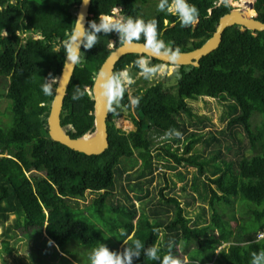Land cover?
I'll list each match as a JSON object with an SVG mask.
<instances>
[{
    "label": "trees",
    "instance_id": "trees-1",
    "mask_svg": "<svg viewBox=\"0 0 264 264\" xmlns=\"http://www.w3.org/2000/svg\"><path fill=\"white\" fill-rule=\"evenodd\" d=\"M151 1L155 0H91L85 27L88 21L98 23L99 16L117 7L125 18L155 19L158 39L172 51L183 52L199 47L211 36L219 17L232 8L214 5L215 0H187L197 8L198 21L182 28L174 14L157 8L143 11ZM78 3L0 0V76L9 80L5 96L11 101L12 114L8 128L0 125L1 263L9 264L6 256L15 252L14 245L19 242L16 231L24 229L27 237L44 232L45 240L57 245L60 259L71 256L80 264H89L90 250L101 243L108 248L121 245L122 252L127 247L123 241L131 244L137 239L145 247L159 248L162 256L170 253L175 264H250L252 254L264 251V237H257L264 230V31L230 25L218 47L202 56L198 66L175 69V85L164 86L158 81L132 93L125 89L120 106L131 108L129 97H140L133 108L136 117L131 116L134 129L125 132L114 125L116 105H111L106 123L108 147L100 154L88 155L48 136L46 116L55 82L52 95L41 91L45 77L58 74L63 64L65 49L61 45L72 30ZM253 9L255 17L264 22V0H254ZM30 28L42 37L27 35L15 48L19 32ZM97 35L93 48L81 46L80 61L63 99L60 123L71 137L92 129L93 100L85 88L112 48L121 44L116 32ZM109 39H113L112 46ZM140 42H144L143 36ZM138 56L122 55L112 75L126 63L135 81L131 86H137L144 78H136L139 69L134 61ZM159 62L151 58L149 64L157 66ZM77 90L82 95L74 101ZM198 97L225 100L226 126L242 128L238 137L232 131H218L230 139L223 145L231 151L229 159L212 133L209 138L219 147L206 157L193 151L194 144L208 143L202 133L188 131L185 125L196 116L189 100ZM176 132L186 134L185 155L174 152L167 143L160 148L176 164L196 171L190 183L182 185L184 201L174 184L171 194L161 188L156 200L151 197L146 201L143 192L156 177L158 160L163 158L160 152L153 153L161 141L157 136ZM177 174L182 178V173ZM115 184L126 186V202L115 197ZM87 191L95 196L79 208L77 200ZM195 201L200 211L191 218L187 207ZM226 208H230L227 214ZM133 264L159 261H147L142 252Z\"/></svg>",
    "mask_w": 264,
    "mask_h": 264
},
{
    "label": "rangeland",
    "instance_id": "rangeland-1",
    "mask_svg": "<svg viewBox=\"0 0 264 264\" xmlns=\"http://www.w3.org/2000/svg\"><path fill=\"white\" fill-rule=\"evenodd\" d=\"M157 1H151L148 2L143 6V11L145 12H151L153 8H157ZM223 4H229L233 8H241L247 13H251V9L248 7L242 8L239 6V3L241 0H220ZM252 1V0H251ZM108 16L112 18H120L122 17L118 11H113ZM3 31V30H2ZM2 35H5V32H2ZM27 35H31L32 37L41 36L39 31H34L32 28L30 29H23L19 32L18 36V43H24V38ZM24 37V38H23ZM108 44L110 46L113 45V39H109ZM19 44L15 46V48L18 47ZM138 59H145L146 61H150L149 57H145L142 55H139L137 57ZM158 66V65H157ZM177 67H172L171 74H169L168 70L166 69L163 74L157 73L153 77L149 79L140 78L141 80L138 82L137 86H128L126 88L128 93L134 92L136 89L141 87L142 85H149L153 82L162 81L163 85H169L172 86L173 84H176V74L174 73L175 69ZM127 70L129 72L130 68L129 65L126 63H123L122 65L118 66V72L121 70ZM117 72V73H118ZM116 73V74H117ZM57 74H48L45 79L47 82L50 83V87L53 82L56 80ZM140 74L138 73V76L136 78H139ZM55 79V80H53ZM53 80V81H52ZM8 80H5L4 78L0 77V90L2 95L0 96V125L3 126V128H8L11 124L12 120V114H11V101L10 99L6 98L4 95L5 90L7 89ZM91 83H87L86 91L90 90ZM174 87V86H173ZM175 90V88H174ZM190 103L194 106V109L196 111V116L193 118H189L188 122H185L186 128L188 131H196L197 133H202L203 137L206 138L208 143L205 142H198L193 145V151L195 153H200L203 157H206L210 151L213 150L216 146L217 142L216 140H219L222 142V146L219 147L222 154L225 156L226 159H229L231 157V151L225 150L223 145L226 143V141H229L230 139L222 134H218V131L224 130V131H232V133L235 136H239L238 131H243L240 126H232L228 127L226 126L227 120H228V110L226 107V101L222 100L221 98H210V97H198L194 100H189ZM116 115L113 118L114 124L117 128H119L122 131L128 132L131 129H134V124L129 123L128 117H131L134 110L133 108L123 107L120 105H116ZM132 119V118H131ZM187 117L185 116V120ZM209 133H212L215 135V139L213 140L209 138ZM186 134H181L179 136H176L175 133H168V134H162L157 136V140H161L156 144L153 148V153L160 152V154L163 156L162 159L158 160L157 168L155 172V178L149 185V187L145 188L143 193H146L145 200L149 201L152 197V201L156 200L159 196L160 189H162L163 193H170V187L172 184L175 185V191L180 195V200L184 201V190H182V185L185 183H190L192 176L195 174V169L192 167H184L182 165L176 164L174 160L166 155V153L163 151L161 147L162 144L167 143L171 146V149L174 152L180 153L181 155H185L182 151L184 149V138ZM172 138L177 139V141L172 140ZM191 153V152H190ZM168 165H174V167H169ZM178 172L182 173V178L179 177L177 174ZM29 175L30 173L27 172ZM199 176V175H198ZM123 190L127 191L126 186H120L119 184L114 185V195L117 199H121L123 202H126L124 200V194ZM186 192L188 193V188H186ZM132 192H129L131 195ZM95 196L94 192H86L85 196L83 198H80L77 200V204L79 208L84 207L89 201ZM135 206H138V201H133ZM152 202H150L151 204ZM198 201H195L194 204L187 207V212L191 218H193L194 214L198 212ZM232 208V207H230ZM230 208H226L225 214H227L230 211ZM200 211V210H199ZM206 217H208V211H206ZM9 219H13V215L9 216ZM1 229V228H0ZM18 233L19 236V242L18 244L14 245L15 252L13 251L11 255L6 256L9 264H80L77 262L76 259H74L71 256H66V259H60L59 253H58V247L57 245H52L48 241L45 240V234L42 232V234L39 236H35L33 234L32 237H27L26 231L17 230L16 234ZM160 234V233H159ZM1 245V242H0ZM110 251H118L121 252V245L117 247H111L109 248ZM50 255H52L50 257ZM16 262V263H15ZM0 264L1 261H0Z\"/></svg>",
    "mask_w": 264,
    "mask_h": 264
},
{
    "label": "clouds",
    "instance_id": "clouds-1",
    "mask_svg": "<svg viewBox=\"0 0 264 264\" xmlns=\"http://www.w3.org/2000/svg\"><path fill=\"white\" fill-rule=\"evenodd\" d=\"M253 1L254 0H252V7ZM89 2L90 0H81L82 5L84 6H87ZM213 4L219 5L223 3L220 0H215ZM114 10L118 11L121 15L120 10L117 7H113L110 13ZM157 11H166L167 13L176 15L182 28L194 25L198 21L197 8L190 5L187 0H159V3L157 4ZM109 14L99 16L98 23L96 21H88L87 27L84 25V14L80 13L78 15L77 19H75L72 23L73 28L69 39L64 41L63 45H61V47L65 49L64 55L66 58V64H77L80 58L81 46L84 50L93 48L97 43V34H108L111 32H116L118 34L120 43L124 46H132L135 42H139L141 36H143V47L146 48L153 56L167 57L169 64L177 61L179 50L173 52L165 46L162 40L158 39L157 24L155 19L148 22L140 18L134 19L131 17H120L116 19L108 16ZM41 37L42 35L34 38ZM59 50L60 48L58 47L56 51L59 52ZM134 65L139 69V74L149 80L155 74H163L166 70L163 65L151 66L145 59L135 60ZM168 72L171 74L170 69ZM50 83L51 82L45 81V83L41 86V91L45 96L52 95V89L49 86ZM134 83V79L129 75L126 69L99 81L102 95L105 97L109 105V111H112L111 105H119L124 90ZM81 95L82 93L77 90V93L72 96V100L75 101L80 99ZM139 100L140 97L130 96L129 106L131 108H135L139 104ZM175 135L179 136L180 133L176 132ZM121 235H123V233H121ZM123 243L127 245V247H125L122 252L110 251L109 248L102 243L93 247L88 254L89 264H133L134 258L139 259L142 252L147 261H159V264H175L174 258L170 253L162 256L159 248L155 246L145 247V245L138 239L133 241L131 244H128L127 241H123ZM50 244L55 246L52 242H50ZM169 248H171V244H169ZM250 264H264V251L252 254Z\"/></svg>",
    "mask_w": 264,
    "mask_h": 264
},
{
    "label": "water",
    "instance_id": "water-1",
    "mask_svg": "<svg viewBox=\"0 0 264 264\" xmlns=\"http://www.w3.org/2000/svg\"><path fill=\"white\" fill-rule=\"evenodd\" d=\"M90 2L87 6H84L82 5L81 0H79L75 12H73L74 20L77 19L80 13H83L85 16L84 25H86ZM249 8L253 10V14L251 15H249L241 8H232L228 12L221 15L211 36L207 38L199 47H196L189 51H179V56L175 63L169 64L167 57L153 56L148 52L146 48L143 47L144 42H135L132 46H124L120 44L113 47L94 74L93 81L90 85V90H87L88 96L93 100L91 109V112L93 114V127L92 129H89L88 131L77 137H71L66 132V128L63 127L60 123V114L63 99L66 94V89L73 73L74 67L76 65L66 64V58L64 56L63 64L60 68H58V74L55 80L56 85L49 104L48 114L46 116V129L48 136L54 141L60 142L61 144H64L73 150L88 155H97L102 153L108 147L106 121L109 113V105L105 97L102 95L99 81L106 77L112 76L115 63L122 55L133 53L144 55L145 57L149 58H155L160 61V63L158 64L159 66L163 65L167 70L170 69V71L172 67H179L181 65L198 66L199 60L202 56L208 54L218 47L221 41L222 33L226 27L233 24H238L241 27L249 30L264 31V22L255 17V11L252 7V1L249 2ZM70 35L71 32L67 40L69 39Z\"/></svg>",
    "mask_w": 264,
    "mask_h": 264
},
{
    "label": "bare ground",
    "instance_id": "bare-ground-1",
    "mask_svg": "<svg viewBox=\"0 0 264 264\" xmlns=\"http://www.w3.org/2000/svg\"><path fill=\"white\" fill-rule=\"evenodd\" d=\"M249 2H251V0H241L240 3H239V6H241L242 8H246V7L249 8ZM251 11L252 12L250 14L248 13L249 15L253 14V10H251Z\"/></svg>",
    "mask_w": 264,
    "mask_h": 264
},
{
    "label": "flooded vegetation",
    "instance_id": "flooded-vegetation-1",
    "mask_svg": "<svg viewBox=\"0 0 264 264\" xmlns=\"http://www.w3.org/2000/svg\"><path fill=\"white\" fill-rule=\"evenodd\" d=\"M158 66H159V65H158ZM117 72H118V71H117ZM133 115L136 117V114H135L134 112H133ZM128 118H129V119H128L129 123L134 124L133 121H132V119H131L132 117H128ZM112 120H113V119H112ZM109 121H110V120H108V116H107V121H106V123L109 122ZM113 123H114V121H113ZM114 125H115V124H114ZM131 130H132V129H131Z\"/></svg>",
    "mask_w": 264,
    "mask_h": 264
},
{
    "label": "built area",
    "instance_id": "built-area-1",
    "mask_svg": "<svg viewBox=\"0 0 264 264\" xmlns=\"http://www.w3.org/2000/svg\"><path fill=\"white\" fill-rule=\"evenodd\" d=\"M257 237H264V230H262L261 232H259L258 234H257Z\"/></svg>",
    "mask_w": 264,
    "mask_h": 264
}]
</instances>
